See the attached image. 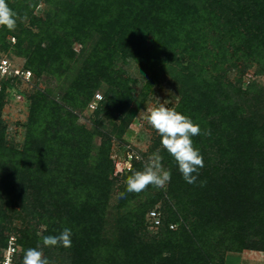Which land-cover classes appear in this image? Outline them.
<instances>
[{"label": "trees", "instance_id": "1", "mask_svg": "<svg viewBox=\"0 0 264 264\" xmlns=\"http://www.w3.org/2000/svg\"><path fill=\"white\" fill-rule=\"evenodd\" d=\"M6 2L17 26L0 27V49L23 57L36 84L53 83L26 95L23 139L13 143L2 108L25 91L0 77V258L11 234L14 264L29 248L49 264H226L231 252H264V81L241 74L254 65L264 76V0ZM128 59L150 74L137 93L119 64ZM161 74L179 92L172 109L201 129L192 138L204 159L195 184L157 133L145 159L131 154L114 174L113 141L126 144ZM87 109L89 124L80 120ZM157 149L170 182L128 193L127 177ZM159 202L160 223L149 230ZM64 228L71 247L43 245Z\"/></svg>", "mask_w": 264, "mask_h": 264}, {"label": "rangeland", "instance_id": "2", "mask_svg": "<svg viewBox=\"0 0 264 264\" xmlns=\"http://www.w3.org/2000/svg\"><path fill=\"white\" fill-rule=\"evenodd\" d=\"M43 5L37 7L36 11L41 12ZM11 45L14 43L10 40ZM79 45L75 44V48L78 49ZM8 58L17 67H24L25 59L20 56H15L13 51H2L0 49V58ZM119 64L125 69L126 74L135 80L132 83V87L135 93L143 87V85L149 80L150 74L147 70L142 69L136 62L128 59L126 62H119ZM257 68L252 65L247 67L241 74L244 81L263 82L264 76L256 73ZM237 72H232L229 77L234 79ZM18 88L25 91L24 94H19L16 91L12 93L13 96L7 98L2 108V117L4 124L7 128V140L13 143H20L23 139V127L19 123H23L27 117L28 110V99L26 95L35 88H45L47 85L52 84V80L43 77L38 79L36 84L34 74L29 77V80L18 79ZM26 81V82H24ZM54 81V80H53ZM101 93V91H99ZM179 97V92L176 91L174 81L167 74H161L155 82H153L151 89L149 90L148 96L144 102L142 108H140L136 116L132 119L129 125L128 139L126 144H120L118 141H113V150L111 157L115 163L114 174L120 173L125 166H130V161L125 160L127 154H134L137 158L145 159L142 153H146L149 150V146L155 138L156 131L147 123L146 116L148 110L154 107H158L163 103L166 107L173 108ZM95 99H99V96H95ZM91 104H95L93 101ZM90 109L85 110L80 120L86 124H89ZM104 122L109 123L108 119ZM161 203L159 202L153 209L160 213L158 208ZM154 228L150 225L149 230ZM11 236H14V234ZM15 237V236H14ZM20 247L16 249V253L19 252ZM16 257V256H15ZM226 264H264V252L256 250L244 249L241 252H231L226 255Z\"/></svg>", "mask_w": 264, "mask_h": 264}, {"label": "clouds", "instance_id": "3", "mask_svg": "<svg viewBox=\"0 0 264 264\" xmlns=\"http://www.w3.org/2000/svg\"><path fill=\"white\" fill-rule=\"evenodd\" d=\"M16 26L17 14L9 7L6 0H0V27L13 31ZM146 120L160 136L161 147L174 159L183 179L189 184H195L199 169L204 167V159L199 150L193 146L192 140L194 136L201 134L200 126L193 123L191 118L166 107L163 103L149 109ZM162 159L160 150L157 149L149 156L142 171H135L127 177L126 191L140 193L150 185L157 188L166 186L171 180V173L164 169ZM71 237V229L64 228L59 235L44 236L42 243L45 247L69 248L72 246ZM23 264H49V260L39 248H29L24 253Z\"/></svg>", "mask_w": 264, "mask_h": 264}, {"label": "built area", "instance_id": "4", "mask_svg": "<svg viewBox=\"0 0 264 264\" xmlns=\"http://www.w3.org/2000/svg\"><path fill=\"white\" fill-rule=\"evenodd\" d=\"M11 40L14 41V38L11 37ZM31 75L32 72L29 69H26L24 67H17L6 57L0 58V77H7L12 81H17L18 79H24L28 81ZM91 106H93V104H91ZM127 156L130 157L131 154L128 153ZM148 217L150 219L152 227H156L159 225L160 218L156 210H150L148 212ZM170 227H172V225H170ZM17 247L18 245L15 242V237L10 236L6 247L2 251L0 264H14L15 256L17 254Z\"/></svg>", "mask_w": 264, "mask_h": 264}]
</instances>
